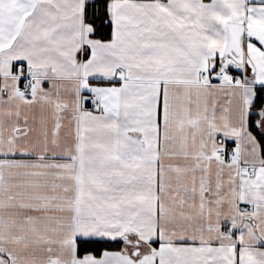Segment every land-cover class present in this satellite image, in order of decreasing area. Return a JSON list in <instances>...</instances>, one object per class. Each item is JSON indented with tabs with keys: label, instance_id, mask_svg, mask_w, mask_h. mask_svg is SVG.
I'll return each mask as SVG.
<instances>
[{
	"label": "snow or ice",
	"instance_id": "1",
	"mask_svg": "<svg viewBox=\"0 0 264 264\" xmlns=\"http://www.w3.org/2000/svg\"><path fill=\"white\" fill-rule=\"evenodd\" d=\"M0 264H264V0H0Z\"/></svg>",
	"mask_w": 264,
	"mask_h": 264
}]
</instances>
